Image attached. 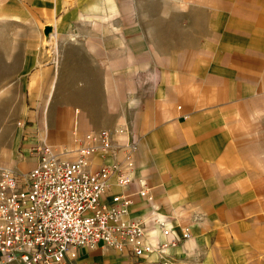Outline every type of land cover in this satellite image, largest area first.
Segmentation results:
<instances>
[{
	"label": "crops",
	"instance_id": "obj_1",
	"mask_svg": "<svg viewBox=\"0 0 264 264\" xmlns=\"http://www.w3.org/2000/svg\"><path fill=\"white\" fill-rule=\"evenodd\" d=\"M0 16L52 28L59 51L55 102L28 113L22 157L34 160L14 152L12 170L36 165L35 145L73 149L75 126L112 132L137 148L107 204L123 194L127 218L189 228L177 264H264V0H0ZM122 160L87 159L92 172ZM72 264L136 263L96 249Z\"/></svg>",
	"mask_w": 264,
	"mask_h": 264
},
{
	"label": "built area",
	"instance_id": "obj_2",
	"mask_svg": "<svg viewBox=\"0 0 264 264\" xmlns=\"http://www.w3.org/2000/svg\"><path fill=\"white\" fill-rule=\"evenodd\" d=\"M78 130L73 149L35 145L38 160L27 172L4 168L0 159L1 264H72L81 250L96 249L113 250L136 264H177L171 251L190 240L189 228L178 236L156 214L149 222L127 218L133 202L123 194L113 196L111 205L104 200L113 175L121 186L131 182L136 144L116 142L112 132ZM73 153L74 160L65 157ZM118 153L122 161L95 172L88 168L89 156ZM139 195L150 199L146 188Z\"/></svg>",
	"mask_w": 264,
	"mask_h": 264
},
{
	"label": "rangeland",
	"instance_id": "obj_3",
	"mask_svg": "<svg viewBox=\"0 0 264 264\" xmlns=\"http://www.w3.org/2000/svg\"><path fill=\"white\" fill-rule=\"evenodd\" d=\"M25 25L11 23L0 16V159L7 169H11L14 152L25 163L34 160L33 156L22 157L27 150L28 113L36 111V119L42 118L57 95L54 86L51 91L57 77V35L52 28ZM44 82L46 92L32 91V85L42 87ZM35 100L40 105L33 109L31 101Z\"/></svg>",
	"mask_w": 264,
	"mask_h": 264
}]
</instances>
